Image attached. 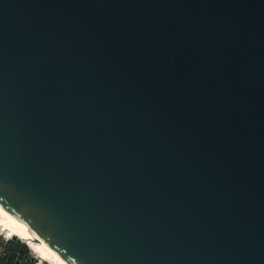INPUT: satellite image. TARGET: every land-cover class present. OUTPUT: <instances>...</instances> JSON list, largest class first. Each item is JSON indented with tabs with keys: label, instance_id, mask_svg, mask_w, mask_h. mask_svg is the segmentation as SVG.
<instances>
[{
	"label": "water",
	"instance_id": "95a60500",
	"mask_svg": "<svg viewBox=\"0 0 264 264\" xmlns=\"http://www.w3.org/2000/svg\"><path fill=\"white\" fill-rule=\"evenodd\" d=\"M0 201L73 264H264V0H0Z\"/></svg>",
	"mask_w": 264,
	"mask_h": 264
},
{
	"label": "bare ground",
	"instance_id": "6f19581e",
	"mask_svg": "<svg viewBox=\"0 0 264 264\" xmlns=\"http://www.w3.org/2000/svg\"><path fill=\"white\" fill-rule=\"evenodd\" d=\"M0 231L7 238L15 237L27 245L29 250L46 264H73L63 255L49 248L30 229L22 226L13 213L0 201Z\"/></svg>",
	"mask_w": 264,
	"mask_h": 264
},
{
	"label": "built area",
	"instance_id": "2783aa9c",
	"mask_svg": "<svg viewBox=\"0 0 264 264\" xmlns=\"http://www.w3.org/2000/svg\"><path fill=\"white\" fill-rule=\"evenodd\" d=\"M5 239H6L5 244L3 246H0V264H5L2 257L6 251V249H5L6 243L11 240V238H7V237H5ZM25 254L26 255H24L23 260H27V262H25L23 264H42L43 263V262H41L40 259H37L34 254L29 255L28 254V248L25 249Z\"/></svg>",
	"mask_w": 264,
	"mask_h": 264
},
{
	"label": "rangeland",
	"instance_id": "374dc122",
	"mask_svg": "<svg viewBox=\"0 0 264 264\" xmlns=\"http://www.w3.org/2000/svg\"><path fill=\"white\" fill-rule=\"evenodd\" d=\"M5 241H6L5 235L0 231V246H3L5 244ZM25 246L27 247L26 244H25Z\"/></svg>",
	"mask_w": 264,
	"mask_h": 264
}]
</instances>
